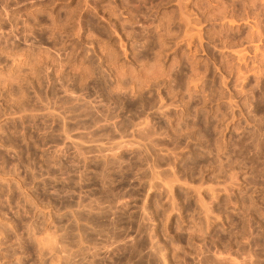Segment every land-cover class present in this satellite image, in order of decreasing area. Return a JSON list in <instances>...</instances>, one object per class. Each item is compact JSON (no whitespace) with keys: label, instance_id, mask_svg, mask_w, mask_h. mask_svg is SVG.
<instances>
[{"label":"rangeland","instance_id":"rangeland-1","mask_svg":"<svg viewBox=\"0 0 264 264\" xmlns=\"http://www.w3.org/2000/svg\"><path fill=\"white\" fill-rule=\"evenodd\" d=\"M0 264H264V0H0Z\"/></svg>","mask_w":264,"mask_h":264}]
</instances>
